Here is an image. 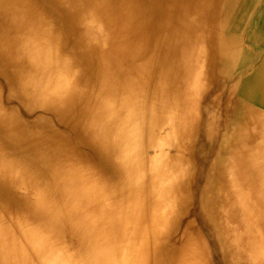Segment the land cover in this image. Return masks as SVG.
I'll use <instances>...</instances> for the list:
<instances>
[{
    "label": "bare ground",
    "instance_id": "6f19581e",
    "mask_svg": "<svg viewBox=\"0 0 264 264\" xmlns=\"http://www.w3.org/2000/svg\"><path fill=\"white\" fill-rule=\"evenodd\" d=\"M259 2L0 0V264H264Z\"/></svg>",
    "mask_w": 264,
    "mask_h": 264
},
{
    "label": "rangeland",
    "instance_id": "374dc122",
    "mask_svg": "<svg viewBox=\"0 0 264 264\" xmlns=\"http://www.w3.org/2000/svg\"><path fill=\"white\" fill-rule=\"evenodd\" d=\"M260 2L258 3L259 5L256 8V12L253 13L251 20L249 21V28H248V33L247 36H249L250 31H253L257 29L259 26L263 30L261 33L264 35V0H259ZM263 6V7H262ZM261 10V11H260ZM260 23L259 26H257ZM256 27V28H254ZM246 39V37H245ZM193 211L197 214L198 210L196 207H193Z\"/></svg>",
    "mask_w": 264,
    "mask_h": 264
}]
</instances>
